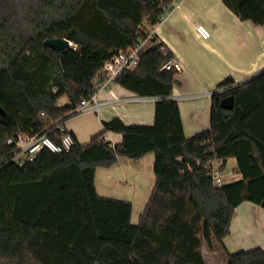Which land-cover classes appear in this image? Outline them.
I'll return each instance as SVG.
<instances>
[{"label": "trees", "instance_id": "obj_1", "mask_svg": "<svg viewBox=\"0 0 264 264\" xmlns=\"http://www.w3.org/2000/svg\"><path fill=\"white\" fill-rule=\"evenodd\" d=\"M172 0H0V264H205L202 250L223 248L235 208L264 209V71L210 96L209 127L186 137L171 99L176 72L163 45L143 51L117 79L138 96L157 97L151 125L114 117L67 153L42 150L22 166L6 140L66 121L93 93L103 64L132 47ZM240 20L264 24V0H224ZM66 38L57 51L46 39ZM75 46V48H74ZM160 46H164L160 50ZM65 96L67 102L59 105ZM233 97V108L220 100ZM41 113H44L41 116ZM107 132L121 135L111 144ZM153 153L155 183L136 224L130 201L95 188L98 168ZM229 159L238 179L215 187L205 165ZM225 264H264V249L224 253Z\"/></svg>", "mask_w": 264, "mask_h": 264}, {"label": "crops", "instance_id": "obj_2", "mask_svg": "<svg viewBox=\"0 0 264 264\" xmlns=\"http://www.w3.org/2000/svg\"><path fill=\"white\" fill-rule=\"evenodd\" d=\"M174 1L177 5L154 29L181 66L174 75L170 98L178 105L184 135L190 137L209 127L208 93L218 90L221 80L229 76L239 84L264 71V24L240 20L224 0ZM198 24L209 30L207 39L196 33ZM133 95L115 82L99 95L107 104L98 113L72 116L65 122L66 129L78 143L85 144L103 129L104 121L114 117L125 124L151 125L155 100L126 102ZM104 138L111 144L121 141L115 132H107ZM153 161V153L137 160L120 158L112 167L95 172L99 195L131 202L133 224L138 222L155 183ZM234 165L235 160L229 159L228 166L233 169ZM222 244L218 250L223 255L225 251L264 249V209L248 201L238 205Z\"/></svg>", "mask_w": 264, "mask_h": 264}, {"label": "built area", "instance_id": "obj_3", "mask_svg": "<svg viewBox=\"0 0 264 264\" xmlns=\"http://www.w3.org/2000/svg\"><path fill=\"white\" fill-rule=\"evenodd\" d=\"M160 5L163 10L161 20L146 36L141 37L132 47L125 51L115 53L103 64L100 76L95 83L93 93L80 101V104L70 113L71 117L98 113L107 104L99 98V95L109 90L110 86L117 81L121 74L135 70L139 64L140 54L143 51L149 50L162 43L155 36L154 28L169 15L177 3L172 0L169 5L159 3V6ZM195 31L202 39H207L210 36L209 30L202 24L196 25ZM159 48L163 50L164 46H160ZM163 68L174 72L181 70L179 62L174 58L167 61L163 65ZM224 89L225 88H220L216 91L220 92ZM211 94L212 93H208L209 96H211ZM149 99L157 100L158 98L133 95L127 98L126 102H141ZM43 115L44 113H41V116ZM65 122L66 121H52L43 131L38 133L24 134L19 132L8 138L6 144L12 147L10 161L18 166H22L36 159L42 150H48L56 154L69 152L74 144V137L66 129ZM220 167L221 161L219 159H213L205 165V169L212 180L213 186L221 187L227 182L238 179L234 172L222 171Z\"/></svg>", "mask_w": 264, "mask_h": 264}, {"label": "water", "instance_id": "obj_4", "mask_svg": "<svg viewBox=\"0 0 264 264\" xmlns=\"http://www.w3.org/2000/svg\"><path fill=\"white\" fill-rule=\"evenodd\" d=\"M44 44L57 50L62 51L64 49H67L71 47V42L66 38H51L46 39L44 41ZM220 107L225 110H231L233 108V97L232 96H226L220 100ZM0 114L4 115L2 109L0 108Z\"/></svg>", "mask_w": 264, "mask_h": 264}, {"label": "rangeland", "instance_id": "obj_5", "mask_svg": "<svg viewBox=\"0 0 264 264\" xmlns=\"http://www.w3.org/2000/svg\"><path fill=\"white\" fill-rule=\"evenodd\" d=\"M67 102V99L65 96L61 97L59 100H58V104L59 105H62V104H65ZM233 163V162H230V164ZM225 171H228V172H232V168H230V166L227 165V168ZM137 219L134 221L136 222ZM202 253H203V256L205 258V264H224V255L222 253V251H219L218 249L215 250V252H210L208 251L207 249H203L202 250Z\"/></svg>", "mask_w": 264, "mask_h": 264}]
</instances>
